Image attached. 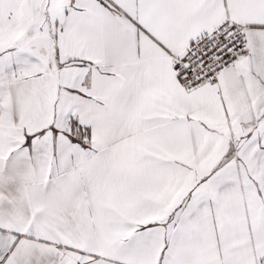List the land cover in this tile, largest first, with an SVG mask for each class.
<instances>
[{
  "label": "snow or ice",
  "instance_id": "6c2138e0",
  "mask_svg": "<svg viewBox=\"0 0 264 264\" xmlns=\"http://www.w3.org/2000/svg\"><path fill=\"white\" fill-rule=\"evenodd\" d=\"M0 264H264V0H0Z\"/></svg>",
  "mask_w": 264,
  "mask_h": 264
}]
</instances>
